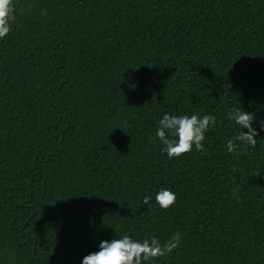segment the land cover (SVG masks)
I'll return each instance as SVG.
<instances>
[{"label": "trees", "instance_id": "obj_1", "mask_svg": "<svg viewBox=\"0 0 264 264\" xmlns=\"http://www.w3.org/2000/svg\"><path fill=\"white\" fill-rule=\"evenodd\" d=\"M12 3L0 264H80L100 240L176 232L148 264H264V0ZM241 107L259 137L229 153L228 112ZM164 113L216 123L201 150L169 158L155 137ZM162 187L176 193L167 209L154 201Z\"/></svg>", "mask_w": 264, "mask_h": 264}, {"label": "clouds", "instance_id": "obj_2", "mask_svg": "<svg viewBox=\"0 0 264 264\" xmlns=\"http://www.w3.org/2000/svg\"><path fill=\"white\" fill-rule=\"evenodd\" d=\"M12 0H0V39L5 37L12 28ZM228 119L238 126V132L225 142L226 151L231 153L240 147L241 143L255 146L259 132L253 126V113L242 107L229 110ZM216 123V117L210 114H169L164 113L157 122L155 137L160 141L161 151L169 158L179 157L203 148L205 133ZM259 131H264V119L259 120ZM247 129V131H242ZM169 137H173L170 139ZM256 137V138H254ZM153 197L145 195L143 203L149 204ZM155 204L167 209L176 202V193L167 187L156 191ZM180 233L176 232L170 240L163 244L155 236L146 239H134L128 234H121L107 240H100L98 249L83 256L80 264H148L156 257L172 252L179 244Z\"/></svg>", "mask_w": 264, "mask_h": 264}, {"label": "water", "instance_id": "obj_3", "mask_svg": "<svg viewBox=\"0 0 264 264\" xmlns=\"http://www.w3.org/2000/svg\"><path fill=\"white\" fill-rule=\"evenodd\" d=\"M29 184H31V183H29ZM45 249H47V247H44Z\"/></svg>", "mask_w": 264, "mask_h": 264}]
</instances>
